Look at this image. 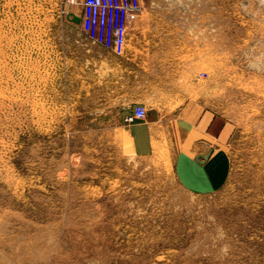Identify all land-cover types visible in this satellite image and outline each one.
Returning <instances> with one entry per match:
<instances>
[{
    "label": "rangeland",
    "instance_id": "1",
    "mask_svg": "<svg viewBox=\"0 0 264 264\" xmlns=\"http://www.w3.org/2000/svg\"><path fill=\"white\" fill-rule=\"evenodd\" d=\"M83 1L0 0V264H264V0H140L111 48ZM191 86L228 150L213 189L178 168Z\"/></svg>",
    "mask_w": 264,
    "mask_h": 264
},
{
    "label": "crops",
    "instance_id": "2",
    "mask_svg": "<svg viewBox=\"0 0 264 264\" xmlns=\"http://www.w3.org/2000/svg\"><path fill=\"white\" fill-rule=\"evenodd\" d=\"M171 71H174V68ZM187 90L180 89V92L185 96L191 93L192 96L184 99L178 107L168 109L169 111L179 112L182 125L185 126L181 131L185 140L181 142V150L178 151L177 158L180 176L187 185L200 186L202 189H213L224 183L227 178L229 170L228 150L223 147L212 148L213 142L210 138L204 137V135L211 134V130L206 129L205 126L204 117L206 112L203 110L202 102L194 97L196 88L191 86L190 91ZM155 110L158 113L168 111L163 107L155 108ZM155 110L151 114L148 113L147 119L138 121L130 128L129 133L133 138L132 142L137 151H150L153 140L156 139L153 131L159 128L157 120L160 115H156L158 117L156 121L151 122Z\"/></svg>",
    "mask_w": 264,
    "mask_h": 264
},
{
    "label": "built area",
    "instance_id": "3",
    "mask_svg": "<svg viewBox=\"0 0 264 264\" xmlns=\"http://www.w3.org/2000/svg\"><path fill=\"white\" fill-rule=\"evenodd\" d=\"M82 26L89 37L107 48L115 46L124 39L132 19L141 10L140 0H84ZM146 108L137 104L126 120L143 118Z\"/></svg>",
    "mask_w": 264,
    "mask_h": 264
},
{
    "label": "water",
    "instance_id": "4",
    "mask_svg": "<svg viewBox=\"0 0 264 264\" xmlns=\"http://www.w3.org/2000/svg\"><path fill=\"white\" fill-rule=\"evenodd\" d=\"M73 19H74L75 21H78V22L80 21V17H79V16L74 17Z\"/></svg>",
    "mask_w": 264,
    "mask_h": 264
},
{
    "label": "bare ground",
    "instance_id": "5",
    "mask_svg": "<svg viewBox=\"0 0 264 264\" xmlns=\"http://www.w3.org/2000/svg\"><path fill=\"white\" fill-rule=\"evenodd\" d=\"M74 17H77V16H76V15H73V18H74ZM143 118H144V117H143Z\"/></svg>",
    "mask_w": 264,
    "mask_h": 264
}]
</instances>
